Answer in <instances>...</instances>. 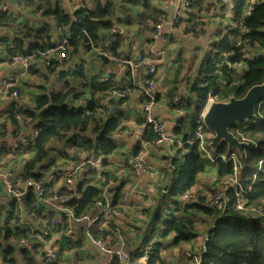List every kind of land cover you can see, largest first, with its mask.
<instances>
[{"label": "trees", "instance_id": "1", "mask_svg": "<svg viewBox=\"0 0 264 264\" xmlns=\"http://www.w3.org/2000/svg\"><path fill=\"white\" fill-rule=\"evenodd\" d=\"M17 1L21 8L19 6L16 12L8 7L6 0H0V50L3 48L11 57L34 55L26 73L39 78L38 93L31 100L33 107L13 104L3 125L9 123L14 136L24 129L37 133L17 149L1 147L5 151L0 153L10 154L3 160H8L9 172L16 174L18 189L21 190L26 181L44 180L52 173L53 167L63 163L50 156L49 147L61 145L64 141L72 143L76 152L74 156L84 151L92 159L100 157L108 168L112 157H120V166L124 169L119 172L106 168L97 175L91 168L86 172L89 177H79L72 190L63 186L54 190L51 184L46 186L41 198L28 190L22 201L7 204L0 201V264H19L18 259L20 264H62V244L61 248L57 247L54 259L46 262L47 253L40 239L31 233V228L42 226L51 232L56 231L61 235L59 240L62 242L63 239L68 240L64 233L67 217L62 215L61 224L53 226L56 213H46L40 200L57 193L66 199L64 206L71 210L74 218L91 216L97 203L108 202L111 209L109 218L97 221L94 224L97 227L90 233L94 239L110 237L108 245L115 246L118 242L116 237L121 234L113 236L116 232L114 223L119 219L114 212H120L125 187L131 184L132 162L142 150V145L157 139L151 125H146L133 154L120 151L114 136L126 130L124 124L128 119L120 110L126 99L118 100L110 93L126 89L112 85L111 81L101 82L104 72L91 75L86 64H99L104 68L107 63H115L96 53V50L113 57H130L129 49L134 36L129 28L137 26L136 36H143V42L149 44L156 18L167 13L162 12L153 0ZM188 1L191 8L188 20H182L177 28L184 35L196 37L206 32L205 29L194 31L196 25L206 26L198 14L204 12V7L209 8L214 0ZM229 2L228 20L237 26H231L228 21L224 30L216 33L217 39L210 41L203 50L194 77L184 78L183 85L189 88L193 99L182 97L173 88L166 90V101L163 103L169 107H172L174 95L181 96V113L172 133L175 136L183 134L185 140L194 131L196 118L210 91L211 96L220 101L229 97L241 98L249 88L264 79V0ZM246 11L247 15L242 18ZM115 26L118 30L124 29V32L115 31ZM63 38L68 40L66 55L63 60H58L54 50ZM92 50L87 58L85 53ZM249 52L253 54L251 59L247 57ZM225 54H230L229 67L221 65ZM47 61L49 64L45 65ZM181 66L178 64L175 68L170 87L178 83L176 77L182 71ZM218 71H222L223 79L217 76ZM54 78L60 84L58 90L48 88ZM144 78L151 79L152 76L144 74L139 81L143 82ZM155 100L158 101V98ZM82 105H85L84 109ZM187 108H191L192 113L186 130L183 115ZM230 132L239 141L248 143L243 148V156L239 157L235 150H227L225 144L219 145L214 154L227 159L235 154V162L220 158L210 162L201 157L197 143L177 149L178 154L185 153L172 158L171 172L174 173L167 189L163 193L162 187H159L155 205L144 211L149 217L147 225L152 226L148 234L153 237L143 231L144 236L138 245L134 243L133 247H128L129 250L150 248L149 256L142 263L133 260L130 264H176L174 257L172 261L169 259L174 256L176 248L181 264H264V219L253 216L264 214V99L257 103L254 118L233 125ZM72 160L71 157L69 161ZM168 163L170 159L163 167L162 183L167 179ZM208 166L215 171L211 188L203 193L200 190L192 193L198 176L204 174ZM177 171L179 174L176 177ZM233 179L238 185L225 187ZM109 180L116 184L105 190ZM221 189V205L216 206L212 199ZM184 196L186 199H183ZM239 205L241 209H238ZM82 239L76 243H69L68 240L67 249L83 250ZM27 241L33 246L26 248L21 243Z\"/></svg>", "mask_w": 264, "mask_h": 264}, {"label": "crops", "instance_id": "2", "mask_svg": "<svg viewBox=\"0 0 264 264\" xmlns=\"http://www.w3.org/2000/svg\"><path fill=\"white\" fill-rule=\"evenodd\" d=\"M8 7L12 11H18L19 7H16V4L19 3L17 0H6ZM153 3L156 4V6L162 11L167 14L166 16H170L173 14L175 6H176V0H153ZM206 11L204 10L203 13L198 14V17L200 19H204L206 22V26L204 29L206 32L204 34H198V36H192V35H184L183 32L180 31H172L167 26L164 28V31L159 38L158 41L151 42L149 44L143 42V36H136V30L137 26H132L129 28L130 34L134 36V39L132 40L133 43L130 45V51L129 55L130 57H127L129 59H135V57L138 54H145L150 48H155L156 50L162 51V60L157 63V73L155 76L156 81V94L155 99L158 98V103H163L166 101L165 97L163 96L162 92H166L168 90L170 83L172 82V73L174 69L178 66V64H181V62L185 61L186 66V77H189L191 75V78L194 77L198 70L199 61L201 58V54L203 52V49L206 47V45L210 42L211 34L208 31L209 23L206 21L208 17L205 15ZM116 31V28H115ZM121 33L124 32V29H119ZM143 34V32L141 33ZM169 46V47H168ZM169 50H172V52H169ZM201 52V54L199 52ZM96 53H100L99 50H96ZM170 53L172 54V58H169ZM183 53L185 55H183ZM199 53V54H198ZM123 56V55H120ZM125 57V56H123ZM126 58V57H125ZM172 60V61H171ZM179 62V63H178ZM195 62V63H194ZM193 63L195 64V67L193 66ZM177 64V65H176ZM194 67V69L192 68ZM193 69V70H192ZM93 70L97 72L103 71L104 75L102 78H107V81H111L112 85L117 86L121 89H130L131 95L129 98L125 100L123 105L121 106L120 110L123 111L127 117V122L124 124V127L126 126V130L121 132L120 134H116L114 136V139L116 143L120 146V151L124 152L121 148L124 147L126 150L125 152L128 154H133L135 150V136L137 132V128L140 124L144 121V111H143V103L144 100L142 98L141 89L139 87V84L141 83L139 79L142 75L146 74L145 71H141L136 75L135 78H132L131 74L127 70H122L117 64L115 63H107V65L102 68L99 64H96L93 66ZM8 73H14L18 79L16 83V87L19 90V99H10L8 97H0V151H5L1 147H13V144L16 142V139L19 137H29L30 136V130H22L21 133L18 136H14L11 131V125L9 123H6L5 126V117L7 115V112L12 107L13 104H18L23 107H29V103H25L21 100L27 99L29 102L37 95V85L39 82H37L36 79L38 77L30 76L24 72L20 66L13 65L11 63V56L8 55V53L1 48L0 50V78L5 76ZM192 73V74H191ZM32 77L28 78V82L30 79H35L36 81L33 83V90H29V86H27L26 77ZM101 78V79H102ZM100 79V80H101ZM185 82V80H182V84ZM56 86V84H54ZM28 87V91L26 88ZM58 87V86H57ZM25 88V89H24ZM187 91H189L187 89ZM181 96L184 98H187L191 96L193 99V96L189 92H181ZM175 96V95H174ZM181 97L180 95H178ZM166 105V103H164ZM167 106V105H166ZM33 107V106H32ZM8 109V110H7ZM203 109V108H202ZM6 111V112H5ZM202 111V110H201ZM153 115L162 120L166 132L168 133V136H170L175 141H178L180 139H183V134L180 135H173L172 131L174 128V125L180 115L173 113L171 110L167 108H163L162 106L156 107L153 109ZM197 119V118H196ZM146 126V125H145ZM129 131H135L134 134L129 135ZM29 134V135H28ZM30 138V137H29ZM175 145V146H173ZM207 146V143H206ZM59 145H50L49 149H59ZM134 148V149H133ZM142 150L138 153L137 156H142L144 159V162L146 165L156 172L157 179H150L147 175L141 174L136 178H131V186H135L137 193L142 195V199H139L136 194H132L128 197L126 200V204L128 206L127 211L125 215L120 217L116 222L114 223L116 227H119L120 230L117 232H114L113 236L116 237L117 234H121L117 236L118 242L115 246H112L114 248L120 247L118 245L122 244L123 249H128V247H133L134 243H138L139 240L142 238L143 231H147L146 227L148 226V220L149 217L147 215V219L144 218L143 213L148 208H153V206L156 203L157 195H158V188L162 187V192L164 193V186L167 183L169 185L171 178L173 177L171 172V160L174 157H179L181 154L185 152H181L180 154L177 153V149L181 148L177 143H166V144H160V145H142ZM208 148V146H207ZM133 149V150H132ZM210 154L212 156H216L214 152L210 150ZM132 150V151H131ZM75 151V150H74ZM7 152V151H6ZM74 153V152H73ZM72 154H66L65 152H62L59 156V162H67L70 160V158L73 156ZM237 153V152H236ZM6 154V153H4ZM62 154L65 156L62 157ZM235 155V154H234ZM238 155V154H237ZM9 155H4V158H9ZM50 156L52 158H56L50 153ZM183 156V155H182ZM167 159H170V163L167 165V179L163 182L164 173H163V167L165 166V162H167ZM227 158H225L226 160ZM110 166L107 168L109 170H118L119 172H122L124 169L119 168L120 167V157H112L110 159ZM210 161V160H209ZM227 161H230L227 159ZM232 161V160H231ZM236 161V156H235ZM233 161V162H235ZM8 160L0 161V173L8 172V168L6 167V163ZM212 162V161H210ZM208 175L212 181L215 174V171L213 167L208 166L206 167L205 173ZM80 180V179H79ZM4 187L2 184V179L0 178V201L3 204H7L4 199ZM43 203V207L45 208V212L54 213V208L51 204L45 203L43 201H40ZM137 207V208H135ZM134 209V210H133ZM140 210V213H139ZM57 217V214H56ZM73 236L77 238V241L82 239L83 243V250H82V256L81 258L77 257V263L76 264H107V257L103 255L97 247H95L86 237H85V230L86 225L84 222L81 223H74L73 225ZM146 226V227H145ZM97 227L94 225V228ZM93 228V229H94ZM141 233H139V230ZM82 237V238H81ZM110 238V237H109ZM61 239V235L56 232L52 231L49 239L47 240V243L50 245L51 248L57 249V247L61 248L62 242L59 240ZM85 240V241H84ZM199 245H201V241L199 242Z\"/></svg>", "mask_w": 264, "mask_h": 264}, {"label": "built area", "instance_id": "3", "mask_svg": "<svg viewBox=\"0 0 264 264\" xmlns=\"http://www.w3.org/2000/svg\"><path fill=\"white\" fill-rule=\"evenodd\" d=\"M253 2V0H252ZM20 4L17 3L16 7H19ZM191 12L190 4L188 0H176V6L174 9V12L170 16H166L165 14L159 15L156 18L155 24L153 26V33L150 36V40L152 42L158 41L161 37L164 28L167 26L172 31H179V28H177V25L181 24L182 20H188V13ZM204 20V19H203ZM205 21V20H204ZM203 29L202 25H196L194 27V31L199 32ZM182 32V30L180 31ZM68 45V40L63 38L59 41L58 46L54 50L56 59L63 60L66 55V48ZM101 55L106 57L109 61H114L122 70H127L132 78H135L138 73L141 71H145L147 75H151L152 78H147L143 80L139 84V87L141 89L142 98L144 100L143 103V111L145 114L144 121L142 124L139 125L137 128L136 134H134L135 131H129L128 134L132 135L134 134L135 140H138L139 135L141 132H143V129L145 125H151L152 131L157 135V139L151 143V145H160V144H166V143H177L179 146L182 145H192L197 143L198 144V150L202 158H206L210 161H215V159H222L225 160V157L223 155L218 156H212L210 154L209 149L206 146V137L208 136L206 130L203 127L202 121H201V113L198 114L196 119V127L192 134L189 136L187 140L180 139L178 141H175L170 136H168V133L166 132L165 125L162 120L156 118L153 115V109L156 107L162 106L163 108H167L171 110L173 113L180 114L181 113V107H182V100L178 95L173 96L172 98V107L166 106L164 103H158V101L155 100V94H156V82H155V76L157 73V63H159L162 60V51L156 50L155 48H150L145 54H138L135 59H129L125 58L123 56L119 57H113L105 52H100ZM51 56V54L49 55ZM230 57V54H225L223 56V59L221 61V65H226L229 67L228 58ZM34 55L27 56V57H20L18 55H14L11 57V63L13 65L20 66L21 69L25 72L27 69L31 66L33 63ZM49 62L47 61L45 65H48ZM217 76L220 79H223L222 71L217 72ZM18 79L14 73H8L2 78H0V97H8L10 99H19V91L16 87ZM101 82H106L107 78H102L100 80ZM212 91L208 93L206 97V101L204 105L210 101H214L212 96ZM110 95L112 97H115L116 99H127L131 95V90L126 89L125 91H111ZM82 108H85V105H82ZM17 120H19V117H16ZM36 131L32 133V138L36 135ZM32 138L29 137H21L17 138L16 142L13 144L12 149H17L21 145L26 144L29 140ZM76 153V152H74ZM72 161H67L58 164L57 166L53 167L51 170L52 173H50L48 176L44 178V180L40 182L35 181H26L23 185H21V190L18 189L17 183L18 179L15 177L14 172H5L0 173V178L2 179V184L4 187L5 196L4 199L6 203H11L13 201H22L28 190H32V192L39 198H41L45 192L46 186H52L54 185V190L59 189L60 187H65L68 190L74 189L75 183L77 182L78 178L82 175H87L86 178L89 177L88 172L89 169L93 168L97 175H100L106 170V166L103 165L102 159L100 157L92 159L85 155L84 151H81L76 156H72ZM229 160L235 161V155L230 156L228 158ZM134 178L138 177L141 174L147 175L150 179L154 180L157 179V174L155 171L150 169L146 163L144 162V159L142 156H137L132 162V172ZM229 185H225V187L230 186V184H233L234 186H237L238 183L236 179L229 180ZM114 186V181L109 180L105 186V190H107L109 187ZM105 194V193H104ZM136 194V196L139 199H142V195L137 193V190L135 186H131L130 184L125 187V191L123 194V205L121 207L120 212H114V215L116 217H122L125 215L127 211V204L126 200L130 195ZM108 200V195L106 196ZM223 198V189L219 190L217 194L213 197L212 201L213 203L218 206L221 205V201ZM183 199H186V196L183 197ZM45 203H49L54 208V213L57 214V217L55 220L52 221L53 226L61 224V216L66 215L67 217V227L65 229V236L68 237L69 242L76 243L77 238L73 236L72 230H73V224L74 223H81L84 222L86 225L85 230V237L95 246L99 249V251L107 257V264H130L133 260L137 261L138 263L144 262L150 253V248L146 249H123L121 246L122 244L118 245L120 247L114 248L112 246H109V237L107 238H98L94 239L91 236V229L94 228V224L99 220H106L109 218L111 214L110 205L108 202L106 203H97L96 205V211L91 216H83L81 218H74L71 210L67 209L64 206V203L66 202V199L59 196L57 193L52 195L51 197H48L44 200H40ZM137 208V207H135ZM238 209H241V206H238ZM134 210V209H133ZM256 212L255 210H253ZM140 213V210H139ZM253 213V212H252ZM256 214V213H255ZM264 215L263 213H258L256 215H253L254 217H258L259 215ZM116 227L115 231H119ZM31 233L34 234L38 239H40L41 243L43 244V250L46 251L47 255V261L53 260L56 256V250L51 248L50 245L47 243V240L49 239L51 235V231H49L46 228H43L42 226H36L31 228ZM26 248H30L33 246L32 242H26L23 243ZM138 245V244H137ZM118 262V263H117Z\"/></svg>", "mask_w": 264, "mask_h": 264}, {"label": "rangeland", "instance_id": "4", "mask_svg": "<svg viewBox=\"0 0 264 264\" xmlns=\"http://www.w3.org/2000/svg\"><path fill=\"white\" fill-rule=\"evenodd\" d=\"M229 5H230V2H229V0H214V2L213 3H211L210 4V6H209V8L207 7V8H203L205 11H206V13H205V15L208 17V19L206 20L208 23H209V28H208V31L207 32H209L210 34H211V37H210V41H212V40H215V39H217V34L219 33V31L220 30H224V27L228 24V17H229V15H230V8H229ZM231 6V5H230ZM20 8H21V4H20ZM245 15H247V11L246 12H244L243 13V15H242V18H244L245 17ZM197 23H199V22H197ZM196 23V24H197ZM229 23H230V25L231 26H234V27H236L237 26V24L236 23H234V22H230L229 21ZM204 29V28H203ZM217 33V34H216ZM193 36V35H192ZM207 46H208V44L206 45V47L203 49V50H205L206 48H207ZM169 47V46H168ZM91 52L93 53V50L92 51H87L86 53H85V55L87 56V58H88V56H90L91 55ZM169 52H172V50H169ZM199 52V51H198ZM200 54H201V52H199ZM198 53V54H199ZM202 54H203V52H202ZM201 54V55H202ZM183 55H185L184 53H183ZM85 56V57H86ZM171 57V59L173 58L172 57V54L170 53V55H169V58ZM249 59H251L252 57H253V54L251 53V52H249L248 53V56H247ZM174 59V58H173ZM172 59V60H173ZM89 60V59H88ZM171 60V61H172ZM179 63V62H178ZM195 63V62H194ZM193 63V66L195 67V64ZM183 64H185V61H183V62H181V69H182V71L181 72H179V74L177 75V79H178V83L177 84H175V85H173V86H169V90L170 89H174V90H177V92L178 93H181V92H188L187 91V88H185L184 87V85L181 83L182 82V80L186 77V66L185 65H183ZM177 65V64H176ZM86 67H89L88 69H87V72L89 73V74H96V71L95 70H93V63H88V64H86ZM194 67H192L193 69H194ZM192 69V70H193ZM175 70V69H174ZM173 75H174V71H173V73H172ZM192 74V73H191ZM175 76V75H174ZM190 77H191V75H190ZM28 78H32V77H29V76H27L26 77V80H27V82H26V84H27V86H29V90H33V88H32V86H33V83L37 80V82L39 81V78L38 79H30L29 81H31V82H28ZM54 84H56V86L54 85ZM58 86V87H57ZM48 88H51L52 90H58L59 88H60V84L57 82V80H56V78H54V79H52V81H50V84L48 85ZM25 89V88H24ZM189 89V88H188ZM26 90L28 91V87L26 88ZM162 94H163V96L164 97H166L167 96V93L166 92H162ZM191 97V96H190ZM181 98V97H180ZM21 100L23 101V102H25V103H29L28 105H29V107L30 108H32V106H33V103L32 102H29L27 99H22L21 98ZM192 100V99H191ZM193 107V106H192ZM8 110V109H7ZM6 112V111H5ZM190 112H191V108H187L186 110H185V114L183 115L184 117H185V125H186V130L188 129V127H189V115H190ZM192 113V112H191ZM188 118V119H187ZM0 120H2V119H0ZM30 138H32V133H30ZM76 142H78V143H80V141L78 140V139H76ZM60 146V148L59 149H51L50 150V153L53 155V156H55L56 157V159H59V156L61 155V153L62 152H65L66 154H72L73 152H74V147L72 146V143H70V142H62V144L61 145H59ZM122 150H124V152L126 151L125 149H124V147H122L121 148ZM134 149V148H133ZM132 149V150H133ZM131 150V151H132ZM4 152H1L0 153V160H2V159H4ZM59 163V162H58ZM0 167H2V166H0ZM8 166H6V167H4V168H7ZM10 168V167H9ZM8 168V169H9ZM119 168H122L121 166L119 167ZM178 174H179V171H177L176 173H175V176L177 177L178 176ZM130 177L131 178H134L133 177V175L130 173ZM212 183H213V181H212V179L208 176V175H206V174H201V175H199L198 176V183L196 184V186L193 188V190H192V193L193 192H196V191H198V190H200V192H205V191H207V189L208 188H211V186H212ZM116 183L114 182V185H115ZM168 202V201H167ZM143 217L144 218H148L147 217V214H146V212L145 213H143ZM258 217H261V218H263L264 219V215H259ZM146 227V226H145ZM148 227V229H149V227H150V229L149 230H147L146 231V233L148 234V231L150 232L151 231V225H148L147 226ZM201 229V228H200ZM148 236H150L151 237V235H149L148 234ZM153 237V236H152ZM151 237V238H152ZM201 239V238H200ZM200 239H199V242H200ZM67 242H68V240L66 239V240H62V246H63V251H62V253H63V258H64V262L62 263V264H76L77 263V257H76V255H78V257L79 258H81V256H82V249H77V248H73V247H70L69 249H67ZM70 243V242H69ZM177 252H178V248H176L174 251H173V254H174V256H171V257H169V259H170V261H172V259H173V257H174V261L176 262V264H181V261L180 260H178V257L176 256V254H177ZM164 255H166V256H168V254L167 253H163ZM18 263L20 264V262H19V259H18Z\"/></svg>", "mask_w": 264, "mask_h": 264}, {"label": "water", "instance_id": "5", "mask_svg": "<svg viewBox=\"0 0 264 264\" xmlns=\"http://www.w3.org/2000/svg\"><path fill=\"white\" fill-rule=\"evenodd\" d=\"M116 31L120 32L115 26ZM264 99V79L262 83L252 86L241 98L229 97L225 101L214 100L203 105L202 124L208 134L207 146L212 152L225 144L226 149L235 150L239 157L243 156V148L248 143L239 141L230 128L235 124L249 121L256 116V105ZM168 184L164 186L166 190Z\"/></svg>", "mask_w": 264, "mask_h": 264}]
</instances>
